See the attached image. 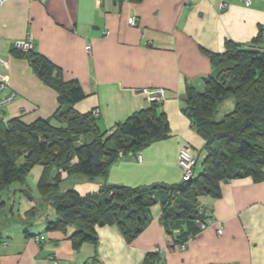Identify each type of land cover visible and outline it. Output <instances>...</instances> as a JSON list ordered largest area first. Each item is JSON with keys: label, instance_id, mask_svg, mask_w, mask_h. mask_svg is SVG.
Returning <instances> with one entry per match:
<instances>
[{"label": "crops", "instance_id": "obj_1", "mask_svg": "<svg viewBox=\"0 0 264 264\" xmlns=\"http://www.w3.org/2000/svg\"><path fill=\"white\" fill-rule=\"evenodd\" d=\"M218 1L8 0L0 8V56L8 66L0 65V72L17 98L5 109L6 121L19 117L32 123L59 108L57 92L14 52L19 42L31 40L32 49L60 67L66 80L81 84L87 97L75 109H98L102 129L149 107L145 89H165L158 110L168 117L169 136L142 149L140 160L136 154L120 157L100 177L101 186L181 183L180 148L189 145L198 152L205 143L183 111L188 87L204 90L206 78L218 72L211 54L223 52L226 41L264 47L254 44L264 26V0L251 6L225 0L229 6L223 11ZM72 176L61 172V184ZM200 200L209 224L184 249L168 247L160 209L132 241L117 224H100L98 243L77 250L64 232L47 230L55 210L40 228L0 225V264H150L157 248L166 253L158 264H264V178L229 180L221 197ZM38 235L45 239L37 240Z\"/></svg>", "mask_w": 264, "mask_h": 264}, {"label": "trees", "instance_id": "obj_2", "mask_svg": "<svg viewBox=\"0 0 264 264\" xmlns=\"http://www.w3.org/2000/svg\"><path fill=\"white\" fill-rule=\"evenodd\" d=\"M263 38L264 26H260L254 44L260 45ZM14 52L26 57L42 82L57 92L59 108L51 117L32 123L19 117L0 120V195L12 184L24 183L32 169L42 165L39 188L57 213L47 230L64 232L77 250L86 242L98 243L96 227L102 221L117 224L132 241L151 223L155 205L161 208L168 247H186L204 229L200 223L209 224L201 197H221L222 184L235 178H264V47L226 41L223 52L211 54L218 72L206 78L204 90L188 87L183 111L205 140L200 151L194 149V179L183 178L175 185L105 184L86 194L74 188L61 191V172L94 181L108 175L120 157L137 155L152 142L167 138L170 123L158 110L162 102L152 101L112 129H102L100 113L75 109L87 97L78 81L66 80L61 68L38 51ZM230 95L236 100L234 110L216 119L218 105ZM37 214L38 209L31 208L25 220ZM155 254L150 264H158L166 253Z\"/></svg>", "mask_w": 264, "mask_h": 264}, {"label": "rangeland", "instance_id": "obj_3", "mask_svg": "<svg viewBox=\"0 0 264 264\" xmlns=\"http://www.w3.org/2000/svg\"><path fill=\"white\" fill-rule=\"evenodd\" d=\"M262 44H264V38L263 41L260 42V45ZM235 104L236 100L234 95L227 97L218 105L216 119H221L225 114L233 111ZM201 158H204V155H202ZM199 169H201L200 164L197 166V170ZM42 173L43 166L36 165L28 174L24 183H14L9 189L2 191L0 202L2 201L5 204L0 208V225L24 224L25 228L28 229L40 228L44 225L42 222L48 218V215L55 214L54 206L43 197L39 188ZM101 181L102 179L100 178L91 182L82 175H74L71 179L61 184L60 190L66 191L74 188L83 192V194L98 192L102 188L100 184ZM87 188L90 189L87 190ZM31 208H37L38 214L32 220H25V213ZM160 209L159 205H155L152 208L153 214H156Z\"/></svg>", "mask_w": 264, "mask_h": 264}, {"label": "built area", "instance_id": "obj_4", "mask_svg": "<svg viewBox=\"0 0 264 264\" xmlns=\"http://www.w3.org/2000/svg\"><path fill=\"white\" fill-rule=\"evenodd\" d=\"M8 0H0V8L7 2ZM246 6H251L253 0H242ZM229 4L225 0L218 1V9L223 11L227 9ZM130 25L136 24V18H130ZM17 48L21 51H29L32 49L31 40L22 41L17 44ZM90 50V46L87 47ZM0 65L8 66V61L0 56ZM10 80L9 78L0 72V120L5 119V109L6 107L14 102L17 98V94L15 91L10 90ZM144 92L148 95V99L150 102H163L165 100V89L164 88H152L145 89ZM95 113H100L98 109L95 110ZM112 132V131H110ZM137 157L140 160L142 158L141 151L137 152ZM197 163V158L194 153V149L189 145H184L179 150V166L183 169V178L185 181H190L195 178V165ZM202 228L206 227V224L200 223ZM221 233V230L218 231ZM45 239L44 235H38L37 240ZM180 248L184 249L185 245L180 246ZM161 252V250L157 249V252Z\"/></svg>", "mask_w": 264, "mask_h": 264}, {"label": "water", "instance_id": "obj_5", "mask_svg": "<svg viewBox=\"0 0 264 264\" xmlns=\"http://www.w3.org/2000/svg\"><path fill=\"white\" fill-rule=\"evenodd\" d=\"M104 224H105V223L102 221V222H101V225H104Z\"/></svg>", "mask_w": 264, "mask_h": 264}]
</instances>
